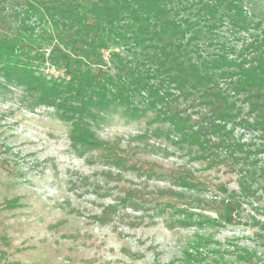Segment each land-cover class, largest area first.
<instances>
[{"label": "rangeland", "instance_id": "374dc122", "mask_svg": "<svg viewBox=\"0 0 264 264\" xmlns=\"http://www.w3.org/2000/svg\"><path fill=\"white\" fill-rule=\"evenodd\" d=\"M212 33L213 42L201 46L208 55L220 44L238 49L250 37L227 24ZM48 53L39 68L65 76L69 65ZM101 54L107 61L110 51ZM214 85L173 104L191 115L192 131L203 120L198 112L204 113L203 99ZM37 95L0 75V204L13 203L0 209V264H264V138L257 131L235 130L253 151L249 166L256 171L255 197L242 196L237 174L211 168L143 97L135 95L129 106L96 109L87 121L99 138L118 143L137 161L159 166L154 175H140L109 161L102 149L74 143L71 124ZM181 169L204 185L174 186L172 176ZM135 184L149 190L173 187L188 203L187 211L158 212L139 201L123 205L125 188ZM221 201L226 218L213 210ZM187 212L194 216L180 222ZM200 219L208 222L199 225Z\"/></svg>", "mask_w": 264, "mask_h": 264}, {"label": "trees", "instance_id": "16d2710c", "mask_svg": "<svg viewBox=\"0 0 264 264\" xmlns=\"http://www.w3.org/2000/svg\"><path fill=\"white\" fill-rule=\"evenodd\" d=\"M222 24L250 37L238 49L220 44L217 53L208 55L201 46L213 42L212 32ZM262 24L264 0H0V75L56 107L71 124L74 143L102 149L109 161L140 175H154L159 166L137 161L118 143L99 138L87 121L96 109L129 106L135 95L143 97L157 117L180 133L181 141L198 148L211 168L237 174L242 196L255 197L256 171L249 166L253 151L235 130H255L264 138ZM120 46L121 51L116 49ZM103 50L110 51L107 61L101 59ZM48 51L52 60L69 65L65 76H50L39 68ZM211 83L218 86L207 91L204 113L198 112L203 120L192 131L191 115L173 104L203 95ZM172 181L179 188L204 185L186 169L174 173ZM143 187H126L122 204L139 201L158 212L187 211L188 203L177 198L183 195L173 187ZM222 203L213 209L218 218H226ZM12 206L8 201L0 209ZM183 214L187 217L180 222L194 216ZM202 220L197 224L208 222Z\"/></svg>", "mask_w": 264, "mask_h": 264}]
</instances>
